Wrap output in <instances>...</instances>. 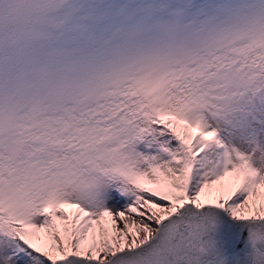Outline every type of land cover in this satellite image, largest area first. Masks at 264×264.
Segmentation results:
<instances>
[{"label":"snow or ice","instance_id":"obj_1","mask_svg":"<svg viewBox=\"0 0 264 264\" xmlns=\"http://www.w3.org/2000/svg\"><path fill=\"white\" fill-rule=\"evenodd\" d=\"M0 264H264V0H0Z\"/></svg>","mask_w":264,"mask_h":264}]
</instances>
